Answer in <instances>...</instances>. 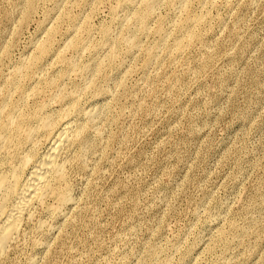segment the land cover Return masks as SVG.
<instances>
[{
    "label": "rangeland",
    "instance_id": "1",
    "mask_svg": "<svg viewBox=\"0 0 264 264\" xmlns=\"http://www.w3.org/2000/svg\"><path fill=\"white\" fill-rule=\"evenodd\" d=\"M63 128L0 264H264V0H0V171Z\"/></svg>",
    "mask_w": 264,
    "mask_h": 264
},
{
    "label": "bare ground",
    "instance_id": "2",
    "mask_svg": "<svg viewBox=\"0 0 264 264\" xmlns=\"http://www.w3.org/2000/svg\"><path fill=\"white\" fill-rule=\"evenodd\" d=\"M8 123L11 124L13 122ZM66 134L67 128H63V130L58 134V140L51 146L49 153L45 154V159H43L44 157L42 158L43 162H39L40 165L35 166L36 168L34 167L33 170L31 169L32 171L28 175L29 177H27V182L25 183L24 181L23 186H20L21 184H19L20 178H18L19 174L17 169L13 168L8 171H0V249H3L2 247L5 245V242L7 243L10 239L16 227H18L17 225L20 223L19 221L22 217H24L23 213H25L28 207L30 209L32 206L31 203L35 202V200L37 201L42 199L46 193L52 191V187H45L47 184H45L46 182L44 183V180L47 181L45 178L47 174L49 175L51 173L54 179L57 180L62 178L63 172L55 163L56 161L54 160V157L56 156L55 152H59V144L63 141H61V138H66ZM13 197L15 198V203L12 205L11 200ZM68 198L67 194H63L62 202H68V200H71Z\"/></svg>",
    "mask_w": 264,
    "mask_h": 264
}]
</instances>
